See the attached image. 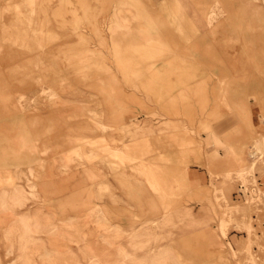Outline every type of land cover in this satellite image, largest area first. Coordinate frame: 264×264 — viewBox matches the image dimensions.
<instances>
[{"label": "rangeland", "instance_id": "rangeland-1", "mask_svg": "<svg viewBox=\"0 0 264 264\" xmlns=\"http://www.w3.org/2000/svg\"><path fill=\"white\" fill-rule=\"evenodd\" d=\"M82 246L264 264V0H0V264Z\"/></svg>", "mask_w": 264, "mask_h": 264}, {"label": "bare ground", "instance_id": "bare-ground-1", "mask_svg": "<svg viewBox=\"0 0 264 264\" xmlns=\"http://www.w3.org/2000/svg\"><path fill=\"white\" fill-rule=\"evenodd\" d=\"M72 158L74 161H81L83 159V157L79 153L74 155ZM6 181L11 182V184H13V179H11V178H7ZM21 190H23V189H20V187H17V186H13V188L10 191L9 199H8V202L10 204H15L16 206H19V207L24 205V197L22 196L23 193L21 194ZM155 221H156V219H152V222H155ZM150 222L151 221L145 222L144 226H146V227L149 226ZM140 227H142V226H140ZM81 249L83 252V258L85 257L86 262L88 264H96L94 254L91 251H89V249L85 246H82ZM103 264H106V263H103Z\"/></svg>", "mask_w": 264, "mask_h": 264}, {"label": "built area", "instance_id": "built-area-1", "mask_svg": "<svg viewBox=\"0 0 264 264\" xmlns=\"http://www.w3.org/2000/svg\"><path fill=\"white\" fill-rule=\"evenodd\" d=\"M249 154H250V156L253 157V158H257V157L260 156V154H259L257 148H256L255 146H253V145L249 147ZM241 186H242V184H241ZM253 189H254V188H253Z\"/></svg>", "mask_w": 264, "mask_h": 264}, {"label": "crops", "instance_id": "crops-1", "mask_svg": "<svg viewBox=\"0 0 264 264\" xmlns=\"http://www.w3.org/2000/svg\"><path fill=\"white\" fill-rule=\"evenodd\" d=\"M87 244H88V243H87ZM70 250L74 252L76 258L79 260V263H80V264H84V261L81 260V259L78 257V255H81V256H82V254L80 253L79 249L77 248V250H74V249L71 248ZM95 254H96V253H95ZM96 258H97V255H96ZM100 258H101L100 256H99V259L97 258V260H98L99 262H101V261H100Z\"/></svg>", "mask_w": 264, "mask_h": 264}]
</instances>
